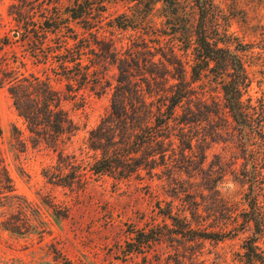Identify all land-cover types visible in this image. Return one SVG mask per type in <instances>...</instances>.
Segmentation results:
<instances>
[{
  "label": "trees",
  "instance_id": "obj_1",
  "mask_svg": "<svg viewBox=\"0 0 264 264\" xmlns=\"http://www.w3.org/2000/svg\"><path fill=\"white\" fill-rule=\"evenodd\" d=\"M50 1L41 9L47 13L45 16L36 14L39 6L36 0H18L9 7L22 29L19 41L30 46L29 53L36 56L39 46L46 45V51L37 59L46 65V70H52V75L42 77L25 65L24 71H20L16 60L3 62L0 84L8 86L30 142L58 150L78 130L62 102L75 97L94 75L99 82L110 67H115L117 77L109 110L89 131L88 149L95 153L89 169L96 176L114 181L128 180L142 171L165 175L174 187V199L184 195L181 201L185 208L184 213L174 212L173 201L166 204L167 209L160 210V214L169 223L133 232L126 252L167 243L173 257L158 264H219L202 259L200 244L219 243L250 228L252 236L236 254L234 264H264V249L260 246L264 240V204L260 199L264 190V109L261 113L245 97L250 79L243 60V54L258 47L235 43L236 39L226 29L218 37H211V31H220L223 16L214 0H194L197 20L191 35L185 32L188 15L183 13V0H68L65 5L63 0ZM119 2L126 11L114 18L109 27L131 32L127 43L101 32L108 24L104 17L108 6ZM71 21L85 24L87 32L83 38L72 35ZM50 35L59 36V42L53 43ZM91 59L93 63H89ZM209 70L216 71L219 78L227 76L221 87L222 103L210 101L205 90L195 87ZM54 76L65 81L70 97H63L54 88ZM214 118L225 122L227 133L230 129L227 126H232V136L243 153V164L235 181L245 188V193L244 209L234 224L224 230H216L210 224L212 230L208 231L206 222L212 217L216 222L217 217L203 207V191L215 190L218 183L207 176L201 193L182 191L180 177L186 175L197 180L202 172L206 150L222 135L202 134L204 125ZM13 135L24 144L22 132L16 127ZM195 149L199 151L198 161L192 157ZM69 158L63 151L58 152V163L44 170L45 178L57 186H73L77 172L68 164ZM0 193L5 199L22 200L14 193L2 160ZM13 215L14 218L0 223L4 231L14 235L34 232L40 237L46 232L44 228L28 225L25 208ZM54 217L58 220L67 214L60 215L54 210Z\"/></svg>",
  "mask_w": 264,
  "mask_h": 264
},
{
  "label": "rangeland",
  "instance_id": "obj_2",
  "mask_svg": "<svg viewBox=\"0 0 264 264\" xmlns=\"http://www.w3.org/2000/svg\"><path fill=\"white\" fill-rule=\"evenodd\" d=\"M18 0H0V77L3 62L16 60L20 71L27 70L38 76L52 75L46 65L37 59L46 51L47 46H39L38 56L30 52V46L19 41L22 30L17 20L9 12V7ZM37 15L45 16L41 9L50 4V0H36ZM216 8L222 10L220 31L210 32L211 37H218L226 29L235 43L257 46L243 54L250 87L245 97H249L262 113L264 109V0H214ZM64 5L68 0H63ZM183 13L188 15L186 35H191L197 20L194 0L182 1ZM36 7V6H35ZM65 8V6H64ZM126 11L122 2L108 6L106 27L103 35L116 41L127 43L131 32L112 30L109 24L114 18ZM64 13V18L66 14ZM219 13V12H218ZM220 14V13H219ZM159 14H157L158 16ZM72 35L83 38L86 35L83 22H69ZM89 25H92L89 24ZM190 26V27H189ZM105 30V31H104ZM211 30V29H210ZM70 34V32H69ZM68 34V35H69ZM53 43L59 36L50 35ZM187 36H184L185 38ZM90 60L89 63H93ZM102 71L99 74L102 77ZM195 87L205 90L209 100L223 102L221 87L227 80L219 78L216 71H208ZM223 75V74H220ZM117 70L110 67L102 79L92 81L71 100L62 102L78 126V130L61 143L58 150L41 145H33L24 120L18 115L6 83L0 84V160L6 166L12 179L14 193L22 200L5 199L0 193V223L25 208L28 225L44 228L43 236L38 233L14 235L0 226V264H158L173 257L170 244L159 243L139 252L127 253L133 232L149 229L155 225L169 223L160 214L173 201L174 212L185 209L181 201L184 195L174 199V187L165 175H149L142 171L125 181H114L109 177L94 175L89 165L95 155L88 149L89 131L106 114L110 107L112 87L115 84ZM54 88L63 97H70L66 92L65 81L54 76ZM230 124V122H229ZM225 122L214 118L212 123L204 125L202 134L218 132L222 134L217 142L211 143L206 150L207 159L199 172L197 180L182 175V191H203L205 177L214 179L218 186L213 191H203V207L211 210L213 217L206 222L216 230L226 229L237 220L244 209V187L235 181L236 174L243 164V153L233 138L232 126L224 130ZM14 127L22 132L24 144L14 137ZM223 131V132H222ZM256 149V148H255ZM63 151L70 158L67 161L77 172V179L70 188L53 184L44 176V170L56 166L58 152ZM195 149L192 155L198 161L200 155ZM183 193V192H182ZM13 195V194H9ZM3 196V197H2ZM264 204V190L261 193ZM27 202H24V201ZM199 201L200 198L198 199ZM202 203V201H201ZM54 210L66 218L56 219ZM205 214V213H204ZM229 229V228H228ZM206 230V229H205ZM252 236L250 228L240 230L233 238L222 242L206 241L200 244L203 258L219 264H234L236 254L242 251L245 241ZM264 249V240L260 242ZM198 248V247H197ZM198 248V249H199ZM171 264H173L171 262Z\"/></svg>",
  "mask_w": 264,
  "mask_h": 264
}]
</instances>
